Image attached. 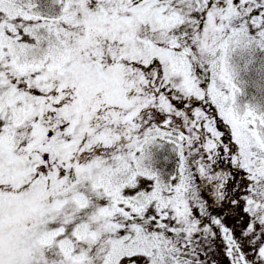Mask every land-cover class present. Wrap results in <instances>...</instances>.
<instances>
[{
    "label": "snow or ice",
    "instance_id": "1",
    "mask_svg": "<svg viewBox=\"0 0 264 264\" xmlns=\"http://www.w3.org/2000/svg\"><path fill=\"white\" fill-rule=\"evenodd\" d=\"M0 264H264V0H0Z\"/></svg>",
    "mask_w": 264,
    "mask_h": 264
}]
</instances>
